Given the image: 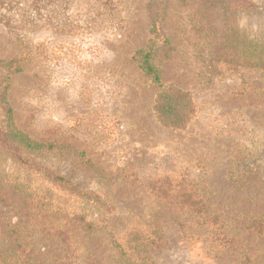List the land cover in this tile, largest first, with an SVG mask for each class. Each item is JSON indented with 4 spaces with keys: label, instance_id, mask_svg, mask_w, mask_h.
I'll use <instances>...</instances> for the list:
<instances>
[{
    "label": "rangeland",
    "instance_id": "1",
    "mask_svg": "<svg viewBox=\"0 0 264 264\" xmlns=\"http://www.w3.org/2000/svg\"><path fill=\"white\" fill-rule=\"evenodd\" d=\"M252 2L241 12L219 0H0V99L17 129L53 146L33 160L92 196L0 149V264H264V67L210 60L233 27L264 37V0ZM153 29L168 41L152 57L160 81L195 103L183 129L156 120L160 88L133 59ZM5 174L42 205L2 197ZM160 183L184 184L205 211L161 200Z\"/></svg>",
    "mask_w": 264,
    "mask_h": 264
},
{
    "label": "trees",
    "instance_id": "2",
    "mask_svg": "<svg viewBox=\"0 0 264 264\" xmlns=\"http://www.w3.org/2000/svg\"><path fill=\"white\" fill-rule=\"evenodd\" d=\"M219 1L226 10L231 11L248 12L254 7L252 0ZM160 38H162L163 44L168 43L158 33L157 29H153V39L145 48L135 51L133 59L147 78L160 88L153 102V112L156 120L163 126L183 129L196 111L195 103L188 92L172 84H163L160 81L159 71L152 62L155 43ZM210 60L232 66L264 67V37H260L259 35L247 37L240 30L233 27L230 29V33L227 35L225 42L218 46L212 53ZM0 107L2 108V114H0V149L11 157L15 163L30 169L29 171L33 172L39 180L47 181L79 199H89L92 197L90 193L78 189L76 185L70 183L65 177L35 162L32 157L33 154L51 150L53 146L51 144L45 145L32 141L27 135L17 129L13 124L11 108L7 105V102L6 104L4 103L2 97L0 99ZM3 191L4 195L2 197L4 198L6 194L10 195L11 193L15 197H28L29 204H35L36 206L42 205L41 197H35L33 194L34 189L31 184L21 179L11 176L4 177ZM155 194L158 198L166 202L170 201V203H177L178 205L184 206L189 204L193 207L196 205L197 211L201 209L205 211L206 203L203 198L200 197V200H196L195 198L199 199L200 195L196 197L191 189L184 187V184H181L179 187L178 185L171 187L160 183L157 189H155ZM70 214L73 215L72 218L75 222L79 223L85 230H90L93 226H96L95 221L85 218L83 211L74 210ZM137 234L138 231H131L129 233L130 236ZM142 241L143 239L139 236L135 237V241L129 246L133 254L138 253ZM154 242L148 241V244L151 246V243L154 244ZM0 248H2V245H0ZM136 260L139 264H149L144 259ZM18 262L19 264H29V258L24 256L23 259L19 258Z\"/></svg>",
    "mask_w": 264,
    "mask_h": 264
}]
</instances>
